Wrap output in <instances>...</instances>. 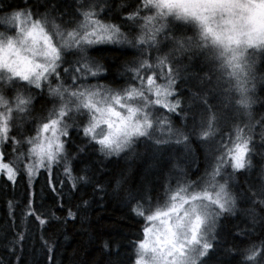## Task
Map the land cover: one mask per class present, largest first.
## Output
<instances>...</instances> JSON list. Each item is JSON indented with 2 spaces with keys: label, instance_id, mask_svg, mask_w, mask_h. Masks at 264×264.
Segmentation results:
<instances>
[{
  "label": "snow or ice",
  "instance_id": "1",
  "mask_svg": "<svg viewBox=\"0 0 264 264\" xmlns=\"http://www.w3.org/2000/svg\"><path fill=\"white\" fill-rule=\"evenodd\" d=\"M40 7L25 0L23 7L0 16V175L15 183L17 175L26 173L31 182L40 168L50 173L59 165L73 188L90 183L87 170L72 175L74 134L83 138L77 156L90 148L105 158L135 157L141 143L154 157L176 148L170 171L177 177L203 149V176L178 182L174 189L169 184L163 206L153 203L145 186L129 194V210L143 224L131 242L132 264H209L221 217L237 210L236 174L251 173L256 154L264 161V117L254 124L252 116L257 85L264 87V40L244 38L264 29V14L258 11L264 10V0H137L121 7L127 15L117 13L119 23L100 18L112 11L108 0H78L70 18L60 23ZM10 8L0 2V12ZM236 8L247 14L223 19L225 11ZM97 45L135 50L134 59L120 65L126 86L99 83L110 65ZM38 98L51 105L47 115H33ZM29 121L33 127L26 132ZM257 126L259 145L253 139ZM260 176L259 184L249 181L251 196L239 195L264 207V168ZM97 191H104L103 185ZM26 215L35 216L41 226L48 222L30 203ZM251 219L254 230V212ZM23 239L18 233L16 242ZM225 251L240 257L237 264H264V239Z\"/></svg>",
  "mask_w": 264,
  "mask_h": 264
},
{
  "label": "trees",
  "instance_id": "2",
  "mask_svg": "<svg viewBox=\"0 0 264 264\" xmlns=\"http://www.w3.org/2000/svg\"><path fill=\"white\" fill-rule=\"evenodd\" d=\"M0 2L11 6L8 12H0V16H4L15 11L18 6L23 7L25 0ZM36 3L41 5L39 10L48 11L56 23H60L61 18L68 20V14L78 6V0H32V4ZM136 3L137 0H108L112 11L107 12L106 9L107 19L104 13L100 18L106 23H119L117 13L121 17L127 15L121 11V7L127 8ZM3 30V26H0V31ZM96 49L110 65L102 81L111 87L126 86L128 77L120 75V65L125 60L134 59L135 50L111 45L98 46ZM155 55L157 53H153ZM188 87L185 85L186 91ZM192 91H196L195 87H192ZM255 96L257 100L252 106L254 124L264 117V87L258 84ZM37 100L33 113L35 117L45 115L50 106L41 98ZM175 125L179 127L180 121L176 120ZM31 127L33 124L29 121L24 125V130L27 132ZM15 132L13 128V134ZM259 133L257 126L253 136L257 145L260 144ZM82 139L74 134L73 143L69 146V152L76 157L72 160V175L82 176L87 170L90 183H79L73 188L72 181L59 165H54L50 173L40 168L31 182L26 173L17 175L15 183L8 181L7 177H0V264H132L134 249L131 242L136 240L143 224L130 213L129 194L137 195L146 186L151 189L153 203L159 202L163 206L166 199L164 191L169 184L174 189L178 182L186 184L196 181L204 175L207 167L204 150L198 149L197 162L189 161L184 166L185 174L177 177L170 170L178 149L170 148L154 157L143 143L137 146L138 155L135 157L121 154L119 157L114 155L105 158L90 148L77 156V147L81 145ZM9 156H12L11 149ZM253 165L251 173L236 174L233 192L238 194L237 210L235 215L221 217L217 227L219 243L208 258L209 264H237L240 257L235 253H226L227 248H232L234 244L243 248L264 239V207L245 201L239 195L248 192L251 196L249 181L259 184L262 179L260 169L264 168V161L258 154L253 156ZM122 178L123 182L117 188V181ZM146 180L150 181L147 185ZM97 185H103L104 191H97ZM256 199L253 197V201ZM10 202L12 207L9 206ZM29 203L31 209L48 221L45 225L41 226L35 216L26 215ZM69 211L76 214L75 218L69 217ZM252 212L257 217L254 230ZM241 231H251V235L237 237ZM18 233L23 234V241L16 242ZM106 243L108 247H105ZM48 247L52 248L51 252Z\"/></svg>",
  "mask_w": 264,
  "mask_h": 264
},
{
  "label": "rangeland",
  "instance_id": "3",
  "mask_svg": "<svg viewBox=\"0 0 264 264\" xmlns=\"http://www.w3.org/2000/svg\"><path fill=\"white\" fill-rule=\"evenodd\" d=\"M254 2H256V0H254ZM228 11L233 12L234 15L232 17H229L227 15ZM258 11L260 13L264 14V10H258ZM246 14H247L246 9H241V8L229 9V10L224 12L223 19H230L231 18V19L239 20L242 15H246ZM217 15L219 17L221 15V12L218 11ZM189 35H191V33H189ZM244 38L245 39H251V40H264V29H259V30H256L254 32H251L249 35L245 36ZM251 51H252V49H249V54L251 53ZM126 81H127V78H126ZM93 83H96V81H93ZM99 83L108 85L106 82H104L102 80H100ZM50 108H51V105L49 106L48 109H50ZM45 115H47V111L45 112ZM1 176H3V175H0V177ZM4 177H6V176H4Z\"/></svg>",
  "mask_w": 264,
  "mask_h": 264
},
{
  "label": "bare ground",
  "instance_id": "4",
  "mask_svg": "<svg viewBox=\"0 0 264 264\" xmlns=\"http://www.w3.org/2000/svg\"><path fill=\"white\" fill-rule=\"evenodd\" d=\"M98 46H99V47H102V46H105V45H97L96 47H98ZM108 46H109V45H108ZM111 46H113V45H111Z\"/></svg>",
  "mask_w": 264,
  "mask_h": 264
}]
</instances>
